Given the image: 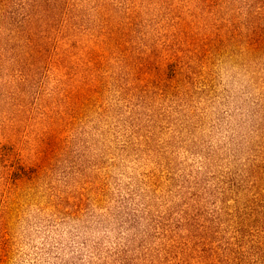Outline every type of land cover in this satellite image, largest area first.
I'll use <instances>...</instances> for the list:
<instances>
[{
    "label": "rangeland",
    "instance_id": "1",
    "mask_svg": "<svg viewBox=\"0 0 264 264\" xmlns=\"http://www.w3.org/2000/svg\"><path fill=\"white\" fill-rule=\"evenodd\" d=\"M0 264H264V0H0Z\"/></svg>",
    "mask_w": 264,
    "mask_h": 264
}]
</instances>
